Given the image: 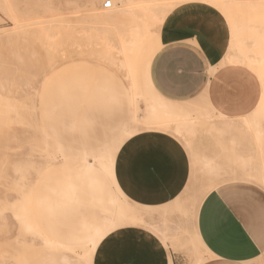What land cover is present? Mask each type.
<instances>
[{
    "label": "rangeland",
    "instance_id": "374dc122",
    "mask_svg": "<svg viewBox=\"0 0 264 264\" xmlns=\"http://www.w3.org/2000/svg\"><path fill=\"white\" fill-rule=\"evenodd\" d=\"M4 1L8 5L7 10H0V264H54L47 259L56 257L67 264H109L104 255L107 249L103 252L101 246L116 233L124 235L113 247L133 250L146 264H163L169 250L174 264H192L195 259L199 264H213L216 261L199 247L194 221L204 194L224 185L237 187L231 198L256 223L258 230L253 233L231 204L262 243V255L251 264H264V179L230 172L207 176L199 159L215 156L216 143L198 133L199 129L195 133L200 137L186 139L172 131L184 119L200 126L214 123L223 138L236 143V153L248 152L252 159L264 160V81L258 79L252 57L239 65H229L225 59L226 38H233L237 49L259 60L264 57V44L251 42L264 41V0H132L126 7L135 12L109 41L113 45L131 39L123 45L125 51H113L119 57L132 53L133 39L126 31L136 25L144 32L141 7L146 5H154L161 13L169 10L166 18L184 8L200 17L206 11L219 12L231 29H225L226 35L231 34L223 41L225 64L238 69L248 90L253 86L258 91L242 96L239 91L238 109L232 116L217 111L203 95L192 102L170 101L155 93L144 78L137 82L139 98L130 88L133 78H126L120 64L111 65L100 57V50L107 49L105 35L98 30L108 25L104 20L92 29L85 28L94 36V53H89L91 43L82 38L90 23L86 0ZM101 2L96 0L93 13L105 11ZM233 27L238 31L235 36ZM145 28L151 33L156 29L147 24ZM155 38L153 34L145 41L154 47ZM154 99L167 107L160 119L150 113L148 103ZM255 107L258 112L251 114ZM223 115L230 117L221 119ZM244 118L251 124L258 118L259 126L244 127ZM133 141L151 142L152 147L139 152L123 168L122 157L127 156L125 150ZM160 141L174 144L176 151H159L156 144ZM105 156L117 162L113 182L98 167ZM220 158L216 162H222ZM157 173L177 181L160 177L159 183L139 180ZM147 190L169 199L179 195L181 200L167 205L171 211L161 219ZM134 220L140 228L131 226L132 221L137 225ZM135 230L139 240L131 236ZM98 239L96 249L93 243ZM157 252L162 256H156Z\"/></svg>",
    "mask_w": 264,
    "mask_h": 264
},
{
    "label": "crops",
    "instance_id": "0c3cea01",
    "mask_svg": "<svg viewBox=\"0 0 264 264\" xmlns=\"http://www.w3.org/2000/svg\"><path fill=\"white\" fill-rule=\"evenodd\" d=\"M213 17L216 20L214 25L210 23ZM185 21L187 23H184ZM224 21L219 12L211 13L209 11L203 13L200 19H191L187 16L169 18L163 29L154 33L156 35L155 46L150 47L145 41L140 47V52L136 55L134 80L137 91V82H142L144 78L155 93L170 101L192 102L203 95L217 111L222 110L232 116L231 114L234 113L231 112L238 109V103L235 101H237L236 97L239 91L241 96L247 92L242 93L240 90L239 84L244 80L238 69L226 65L224 61L226 48L223 39L226 33L224 28H220L221 23L223 26L227 25ZM201 29L203 30L201 31ZM139 62L141 63L139 64ZM163 78H167L170 82H179L181 86L173 91L162 92L161 80ZM149 99L152 100V97L150 96ZM233 102H235L234 106ZM148 104L159 113H164L167 110L166 106L159 104L155 99L153 103L149 101ZM116 170L117 162L113 159L112 175L106 174L112 182L115 181ZM159 177L166 178L170 182L177 181L167 175H161V173L159 175L157 173L156 177L140 178L139 180L159 183ZM155 188L157 189L156 184L154 186L156 191ZM233 188L237 187L224 185L210 190L200 201L195 216L194 234L196 240L200 249L216 261L213 264H251L262 255V243L253 235L258 230L256 223L252 222L251 213L241 210L239 203L231 198ZM149 191L154 206L173 203V200L180 197L177 195L169 199L170 197L165 194H153V191ZM231 204L243 216L253 233L243 223ZM111 249L116 250L115 247ZM116 251L127 252L124 246ZM132 251L128 250V252ZM169 254L174 264V256L170 250ZM156 256H162V254L157 252ZM47 260L54 264H67V260L58 257ZM112 261L114 262L113 258L109 257L106 263Z\"/></svg>",
    "mask_w": 264,
    "mask_h": 264
},
{
    "label": "bare ground",
    "instance_id": "6f19581e",
    "mask_svg": "<svg viewBox=\"0 0 264 264\" xmlns=\"http://www.w3.org/2000/svg\"><path fill=\"white\" fill-rule=\"evenodd\" d=\"M109 1H110V6L108 8H104L103 7V4H104L105 0H102V2H101V8L103 10H105L104 12H98V13L94 12L93 13V11L96 9V7H95L96 6V0H86L85 7H86V10L90 12V14L88 15V16H90V21H89L90 23H89L88 26L84 27V30H83L84 32L82 33V38L84 37V38L88 39L89 43H91V44H89V49L88 50H89V53L92 54V53H94V51H92L93 47H91L94 44L92 42L94 40V36L92 35L93 33L89 32V30H88L87 33H89V35H88V37H86L87 33L85 31V28L92 29V27H93L92 25H94V24L101 25L102 24V20H104L105 23L110 25L109 28H107L108 25L106 27L102 26L101 28H98V30L103 34V36L105 35V37H103V38L105 40L104 42L106 43L105 47H107V49H103V50L101 49L100 50V53H99V54H101L100 57L103 59L104 62L106 61V62H110V64L111 63H119L120 64V66L126 72V78H128V79L133 78L132 79V83H130V88H131V90L133 88V91L135 90V94L138 95V97H139L140 95H139V93L137 91V88H136V85H135V80H134V63H135L136 55L139 53L141 45L145 42V38L150 37L154 33H156V32H158V31L163 29V27L165 26V24L167 23V21L169 19V18L165 17L166 13L169 10H166L165 12L161 13L154 7V5H151L150 7H146L147 6L146 4H145L146 6L143 5L144 7L139 6V7H141V10L145 12V15L143 14L144 18L141 17L142 20L144 21V22H142L143 23L142 26L145 25V27H146V24H147L148 26H151L152 28L156 27V29L154 28V30L152 31L153 33H151V31H149L148 29H146L144 27L143 28L144 32L142 33V31H140V27L139 26L135 25V26H131L130 27V25H129L128 27H130V28L128 29V31H126V32H128L126 34L128 35V37L133 39V42H132V44L130 45V48H129V49H133V51L129 55L127 54L125 56L119 57L118 55H116L114 53L113 49H117V50L121 49V51H125V48H123V45H127V43H130L131 39L130 40L129 39H127V40L125 39L123 41H114L115 44H113V45H109V41L111 42V39L113 38V36L116 37L118 30H120L119 29L120 25L121 24H125V19L127 20V18H129V15L132 16V13L135 12V10L133 8L131 9V8H127L126 7V3H128V2H130L132 0H117L118 1L117 6H114L116 0H109ZM7 5H8V2H5L4 0L3 1L1 0L0 1V10H2V12L7 10ZM186 10L187 9L184 8V9H181V10L177 11L176 12V14H177L176 16H187L188 18L190 17L191 19H193V18H195V19L199 18L200 19V16H198L199 13H195L193 11L187 12ZM147 11L151 12V14H146ZM171 13H173V12H171ZM131 16H130V18L132 19ZM136 20H137V18H136ZM134 21H135V18H134ZM140 21H141V19H140ZM136 22H138V21H136ZM215 22H216L215 18L210 20V23L212 25H214ZM238 26H240V25H237L236 27H238ZM121 27H123V26H121ZM236 27L232 28V30L234 29L233 33H232L233 36H235V34L238 32ZM134 28H135V30H133ZM220 28H224V29H227L229 31L231 30L229 27L227 28L226 26H223V24H220ZM116 29H118V30H116ZM241 29H242V27L240 28V30ZM202 30L203 29H201V31ZM113 32L116 35H114ZM123 32H125V31H123ZM84 33H86V34L84 35ZM102 34H101V36H102ZM226 36L227 37H231V34L226 35ZM224 39H223V41H224ZM225 40L228 43V47H227L228 52L225 55V59H226L227 62H229V65H233V64L239 65L243 61H247V60L251 59V57H252L253 60H250V62H251V64H253L254 61H255L254 63H257L258 79L260 78L261 79L260 81H262V80L264 81V57L262 56L261 60H259V57H253V56L245 53V51L243 49H237L236 42L233 40V38L232 39L226 38ZM251 42L254 43V45L255 44L257 45V43L262 44V45L264 44V41L263 42H260V41L257 42L255 40H253ZM114 47H117V48H114ZM255 51H257V50H255ZM257 52L259 53V55H260V53H262L261 55H263V51H259L258 50ZM85 53H87V52L85 51ZM80 55H81V53H80ZM248 63H249V61H248ZM262 84L263 83H261V85ZM239 86L241 88L240 90L242 91V93L243 92H248V91L252 92L253 89H254L253 86H252V87H249V90H248V88H247L248 85L244 81L240 82ZM262 86H264V85H262ZM256 90L254 89V91H256ZM262 90H263V88H262ZM257 92L258 91H256V93ZM135 94H133V95L135 96ZM260 94H261V90H260ZM133 107H134V109L136 108V104L135 103H134ZM260 107L258 109V110H260L259 112H263L264 109L262 107H264V106L261 107L263 109V111L261 110ZM149 108H150V111H151L150 113L153 115V118L155 117V119H158V118L160 119L161 117L164 116L163 115L164 113H159L158 111H156L155 109L151 108L150 106H149ZM256 111H257V107H255L253 109L251 114L252 113L255 114ZM254 114L252 115V117H255ZM258 115H260V114H258ZM166 117H168V116H166ZM229 117L230 116L223 115L221 117V119H227L228 120ZM256 117H258V116H256ZM170 118H171V116H170ZM247 119L251 120L250 117L249 118L247 117ZM152 120L154 121V119H152ZM236 120H238V119H236ZM249 120H246L244 118V120L242 121L243 122L242 125H244V127H247V126L248 127H252V124L255 123L256 126L255 125H253V126H255V127L259 126L258 124H256V122L258 121V118H257L256 122H252L253 121L252 120L251 121L252 124L249 122ZM158 121L159 120H157V122ZM181 121L182 122H177L174 125V127L172 128L173 132H175L176 134H178L181 137H183L184 139H186V138H191V137L197 135L195 132H196V129H199V130H197L198 133H200L199 131H201L202 133L207 134L208 137L212 141H214V143H216V145L218 147V151H217V154L215 156H212V157L202 156L199 159L200 169L207 176H209V175L218 176L219 174H221L223 172H230V173H234V174L235 173L243 174V175L249 176L250 178H252V176H254V177L256 176L257 178L264 179V160L252 159V157H250L248 155V152H246V153L245 152H241L240 154L236 153L237 152L236 143L233 142V141H229V139H227L226 137L223 138L222 137V131L219 128H217L215 125H213L214 123H211L208 126H200L197 123L191 122L192 120H187L186 119V121H185V119H184V120H181ZM249 123H250L251 126L249 125ZM259 123H260V120H259ZM0 126H1V124H0ZM236 127L238 128V126L235 125V128ZM237 128L235 130H237ZM256 132H257L256 135H259L257 130H256ZM200 136H198V137H200ZM256 138H257L256 139L257 140L256 143H259L258 136ZM217 157H221L220 159H221L222 162H216V158ZM112 164H113V158L105 156V157L100 159L98 167L100 168V170L104 171L105 174L112 175V172H113L112 171ZM237 180H240V179H237ZM242 180H247V179H242ZM204 196H205V194H204ZM180 200H181V196L176 199V201H180ZM167 205L170 206V205H172V203L169 202V203H166L165 205H162V206H155V207H158L155 210H157V212L159 213L161 219L167 213H169L171 211V209H169ZM134 222L137 225H135L133 223V221H132L131 226H133L134 229L137 228V227L140 228V226L137 223L138 221L134 220ZM178 232H179V229H178ZM135 234H137V235L134 236ZM177 235H179V234L177 233ZM131 236L135 240L136 239L137 240L140 239L139 231H137V230H135L134 233L131 234ZM256 236L258 237V235H256ZM100 239H98V241L93 243V244H95L94 248H96V249L98 248V246L100 244V241H101ZM12 244H13V242H12ZM110 249H107L105 251L104 255H105L106 259L107 258L109 259V257L113 258L115 264H146V263L142 262L141 259L138 258V255L135 254V253L128 252V251L127 252L125 251L124 253L122 251L121 252L120 251L117 252L114 249H112L113 253H110ZM163 264H172L170 254L168 252H165V261H164ZM192 264H199L198 260L197 259L193 260Z\"/></svg>",
    "mask_w": 264,
    "mask_h": 264
},
{
    "label": "snow or ice",
    "instance_id": "6c2138e0",
    "mask_svg": "<svg viewBox=\"0 0 264 264\" xmlns=\"http://www.w3.org/2000/svg\"><path fill=\"white\" fill-rule=\"evenodd\" d=\"M171 22V21H170ZM184 23H187L185 21ZM181 85L179 82L175 81H169L167 78H163L161 80V91L162 92H168L173 91L177 87H180ZM158 139V138H157ZM152 144L149 142L148 144H142L140 141H133V143L129 144L127 149L125 150L127 153V156L122 157V167L127 168V166L131 163L132 159L139 153L143 152L146 148H151ZM156 148L159 151L167 152V153H174L176 151V146L170 142L166 141H160L156 144ZM123 233H116L114 236H110L109 238L105 239L102 242L101 251H105L106 249L112 248L114 245L121 242V237L123 236ZM149 242H151L149 238Z\"/></svg>",
    "mask_w": 264,
    "mask_h": 264
},
{
    "label": "built area",
    "instance_id": "2783aa9c",
    "mask_svg": "<svg viewBox=\"0 0 264 264\" xmlns=\"http://www.w3.org/2000/svg\"><path fill=\"white\" fill-rule=\"evenodd\" d=\"M110 6V1L109 0H105L103 7L104 8H108Z\"/></svg>",
    "mask_w": 264,
    "mask_h": 264
}]
</instances>
